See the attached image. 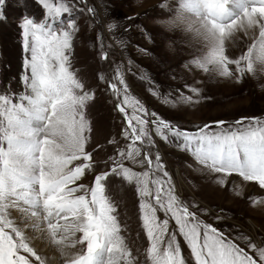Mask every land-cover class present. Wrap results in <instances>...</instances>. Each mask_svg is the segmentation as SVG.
Returning a JSON list of instances; mask_svg holds the SVG:
<instances>
[{
  "label": "snow or ice",
  "instance_id": "obj_1",
  "mask_svg": "<svg viewBox=\"0 0 264 264\" xmlns=\"http://www.w3.org/2000/svg\"><path fill=\"white\" fill-rule=\"evenodd\" d=\"M38 3L45 17L37 22L25 16L20 25L26 53L23 91L13 93L9 87L0 93V264H47L30 246L32 240L55 247L63 264H135L108 194L105 182L111 176L135 186L148 264H188L178 237L194 264H264V246L241 235L250 254L235 238L204 223L191 210L195 204L176 193L159 152L152 158L155 136L209 172L224 174L217 183L235 174L264 189V120L242 118L227 126L220 120L215 127L182 130L131 95L122 67L116 65L111 79L104 73L99 78L107 80L116 98V110L126 122L122 134L129 142L109 157L110 171L96 174L91 187L79 183L94 171L93 155L86 150L92 131L86 111L94 97L71 66L74 6L63 0ZM4 5L0 0V19H6ZM159 7L167 10L164 4ZM168 22L186 24L194 39L203 41L191 64L210 77H233L230 66L238 77L255 74L256 65L264 70V0H178ZM241 35L250 43L231 58L228 47ZM101 59H108L107 52ZM190 90L199 95L198 89ZM126 160L146 168L134 171Z\"/></svg>",
  "mask_w": 264,
  "mask_h": 264
},
{
  "label": "rangeland",
  "instance_id": "obj_2",
  "mask_svg": "<svg viewBox=\"0 0 264 264\" xmlns=\"http://www.w3.org/2000/svg\"><path fill=\"white\" fill-rule=\"evenodd\" d=\"M63 2L74 6L71 18L75 20L76 30L71 50L72 70L94 97L86 111L92 128L86 150L93 155L94 171L87 173L79 183L91 187L96 174L110 171L109 157L115 156L118 148H126L129 142L122 134L126 122L116 110V98L111 94L107 80L99 78L104 73L111 79L116 65L122 67L131 95L138 98L150 113L155 112L182 130L195 131L205 124L215 127V122L220 120L227 122L225 126L242 118L264 120V70L259 65H256L255 74L244 77L235 74L234 66H230L234 72L231 78L210 77L191 64L198 55L197 50L203 46L202 40L189 39L179 32H165L154 23L158 19L171 18L178 0H142L139 5L134 0ZM161 4L167 10L161 9ZM89 7L94 11L88 12ZM2 14L6 19H0V93L7 92L9 87L13 93H20L23 91L21 77L26 58L20 25L25 16L40 22L45 17V10L38 0H5ZM68 18L67 14L62 17L65 21ZM169 41L172 43L166 47ZM247 43H250L248 38L241 35L235 44L229 45L227 54L238 58L246 51ZM104 52L108 54L107 60L101 59ZM190 88L198 89L199 95ZM182 96L191 97V101L183 102ZM154 139L162 144H157L152 158L159 152L176 193L189 205L195 204L191 210L204 223L229 238H235V242L250 254L254 255L246 242L239 238L241 235L264 246V189L235 174L226 177L224 184L217 183L224 174H213L174 144H167L155 136ZM111 140L116 143H109ZM125 166L134 171L146 168V165L141 167L129 160L125 161ZM174 169L180 172L178 178ZM105 183L108 194L116 203L122 235L135 264H148L146 250L149 245L140 219V199L135 186L117 176L109 177ZM254 186L259 189L257 196L250 193ZM158 215L164 218L163 213ZM251 222L257 230L251 229ZM170 223L174 228V221ZM26 233L32 235L30 229H26ZM178 239L182 255L188 264H194L183 238ZM30 246L45 257L47 264H51L32 241ZM50 249L51 254H57L59 264H63L57 249Z\"/></svg>",
  "mask_w": 264,
  "mask_h": 264
},
{
  "label": "bare ground",
  "instance_id": "obj_3",
  "mask_svg": "<svg viewBox=\"0 0 264 264\" xmlns=\"http://www.w3.org/2000/svg\"><path fill=\"white\" fill-rule=\"evenodd\" d=\"M161 142H157V144L158 145H161L160 144ZM179 170H177V169H174V175H176V178H178L179 177ZM237 178V177H236ZM239 183V182H238ZM241 183H243V184H248V185H250L249 183H244V182H241ZM257 187V186H256ZM255 186H254V188H250V193H252V194H255L256 196L257 195H259V189L258 188H256ZM262 190V189H261ZM245 193V192H244ZM17 214L16 213H13V216L15 217ZM18 224L21 226V224H20V222H19V220H18ZM254 224L251 222V229H253V230H257L256 229V226L254 225ZM26 231V230H25ZM252 233L254 234V232L252 231ZM27 235H29V233H26ZM256 236V235H255ZM256 239V238H255ZM32 243H34V246H36V248L40 251V253H44L47 257H48V259L50 260V262H51V264H59V262H58V259H57V254L56 255H54V254H51L52 252H50V251H52V249H50V247H48V245L46 244V243H44L43 241H40V240H32ZM54 253V252H53Z\"/></svg>",
  "mask_w": 264,
  "mask_h": 264
},
{
  "label": "clouds",
  "instance_id": "obj_4",
  "mask_svg": "<svg viewBox=\"0 0 264 264\" xmlns=\"http://www.w3.org/2000/svg\"><path fill=\"white\" fill-rule=\"evenodd\" d=\"M136 5H139L142 3V0H134ZM157 26L162 28L165 32L168 33H175L179 32L182 36H187L189 39H194V34L188 30L186 24H178V23H169L168 19L167 20H156L154 22ZM172 42L169 41L166 44V47L170 45Z\"/></svg>",
  "mask_w": 264,
  "mask_h": 264
}]
</instances>
